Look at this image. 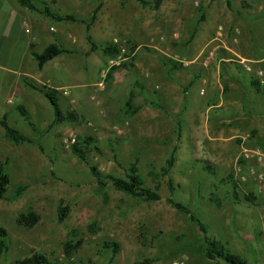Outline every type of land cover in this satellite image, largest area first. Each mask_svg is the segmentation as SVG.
I'll return each instance as SVG.
<instances>
[{"label": "rangeland", "instance_id": "1", "mask_svg": "<svg viewBox=\"0 0 264 264\" xmlns=\"http://www.w3.org/2000/svg\"><path fill=\"white\" fill-rule=\"evenodd\" d=\"M226 1H164L154 9L134 0H98L102 8L97 21L110 34L106 44L113 46L117 39L130 62L126 68L123 64L107 71L106 58L98 83L102 86L91 98L96 115L50 127L44 153L35 152L34 169L14 171L20 183L14 179L6 199L0 200V227L9 233V251L0 264L36 253L68 264H214L203 256L200 228L171 207L169 198L189 206L207 224L208 235L231 253L247 264H264V178L257 181L250 174L254 168L264 176V160L243 158L245 148L264 153L260 128L264 116L254 113L264 114V63L253 60L264 56V0H230L232 9ZM208 43L205 53L217 48L219 59L223 56L219 51L226 52L232 67L222 64L221 80L208 75V86H201L198 81L205 74L197 66L205 53L195 57ZM134 63L148 77L131 74L127 80L139 86L124 96L122 87L117 97L120 110L112 113L101 94L116 72L132 69ZM176 66L194 73L195 82L166 93L163 75L168 70L173 78ZM118 76L123 86L127 80ZM252 80L262 87L254 88ZM130 96L147 108L128 116L124 103ZM244 115H250L245 123ZM60 128L64 130L58 133ZM70 134L77 141L79 137L94 139L88 160L104 175L124 178L137 161L147 186L157 189L161 200L147 202L112 186L100 188L89 167L64 145ZM173 154L175 165L169 176H163ZM17 186L26 190L11 200ZM61 204L69 208L63 222L58 215ZM29 210L40 221L33 228L19 226L18 215ZM79 241L82 247L69 261L65 247ZM106 241L120 245L112 263L111 252L102 248Z\"/></svg>", "mask_w": 264, "mask_h": 264}, {"label": "crops", "instance_id": "2", "mask_svg": "<svg viewBox=\"0 0 264 264\" xmlns=\"http://www.w3.org/2000/svg\"><path fill=\"white\" fill-rule=\"evenodd\" d=\"M30 1L38 10H31L17 0H0V121L6 119L11 127L32 140V143L16 145L7 140L6 130L0 124V168L7 171L11 183H14V179L20 183L19 178H14V171L23 173L32 171L35 165V152L44 153V138L50 133V126L55 118L54 109L45 92L55 90L62 111L73 113L76 119L95 116L96 108L91 98L106 62V57L100 49L92 51L87 41L86 24L82 22H89V16L98 6V0ZM46 8L58 16H71L75 21L53 19L43 13L42 10ZM90 33L96 44H106L110 40L109 31L104 30L99 21L92 25ZM54 43L70 50L71 53L55 57L40 69L33 54L43 53ZM209 45L210 43L198 50L196 60L204 55ZM216 49L210 50L209 55L205 53V57L197 66L205 74L198 81L201 86H208L206 81L208 75H212V78L218 82L221 80L222 64H225L226 68L232 67L229 65L231 59L226 57L227 53L219 51L223 56L218 59ZM196 60L193 62L195 63ZM253 60L264 63V56ZM149 66L154 64L151 63ZM174 69L173 78L168 77V70H165L163 75L161 83L166 93L168 90L178 91L185 82L188 83L187 86L195 82V74L188 73L186 68L176 66ZM136 73L146 79L148 77L147 74H143L142 68L137 63H134L132 69L114 74V80L109 83L110 87L101 94L103 104L108 111L119 112L120 102L117 97L122 87L124 96L127 95L128 90L133 91L135 86H139L138 82L127 80L131 74L136 75ZM119 74L124 75L127 80L123 86L119 81ZM64 89L70 91L69 96L62 93ZM129 102L133 106L141 107V110L147 108L142 102L132 101L131 96L124 106L126 107ZM181 103L179 105L182 106ZM22 109L29 114L33 126L22 115ZM254 113L264 116L261 111ZM248 116L250 115L242 116L243 123L247 122ZM256 128H259V124ZM260 128L264 131V125ZM61 130L64 128L58 129L57 132ZM245 132L247 130H242L241 133ZM262 167L264 169V164Z\"/></svg>", "mask_w": 264, "mask_h": 264}, {"label": "trees", "instance_id": "3", "mask_svg": "<svg viewBox=\"0 0 264 264\" xmlns=\"http://www.w3.org/2000/svg\"><path fill=\"white\" fill-rule=\"evenodd\" d=\"M17 1L21 5L31 10H38L35 4H33L30 0H17ZM121 1L127 2L130 0H121ZM134 1L144 6H153L154 9H159L164 1H176V0H153L152 2L150 0H134ZM226 3L229 9L233 8L232 2L230 0H227ZM101 8H102V4H98L96 9L92 12L90 16L89 22L88 23L85 21L82 22L86 24L87 41L91 45L92 51L100 49L103 55L107 59H109L115 57L118 54L119 50L115 46H112L109 43L102 46L96 44L93 41L90 33L92 25L97 21V15L101 10ZM42 11L46 15L58 21H71V20L75 21V19L71 16H58L48 8ZM204 20H205V15L203 14L201 16V21ZM66 53H71V51L54 43L49 47H47L43 53L41 54L34 53L33 55L36 61L38 62L39 68L42 69L46 63H48L55 57ZM124 67L125 68L128 67L127 64H124ZM112 75L113 72L109 74L110 79L112 78ZM169 77H171L170 74ZM251 84L254 88L260 89V87H262L259 84V82L254 80H252ZM56 94L57 92L55 90H49L45 92L46 97L50 100L52 107L54 109L55 118L50 127L76 121V116L73 113L71 112L64 113L62 111L60 107L59 99L57 98ZM152 106L155 108L157 107L159 108L158 103L155 102H152ZM140 109L141 107L133 106L132 103H128L125 107V112L128 116H133ZM21 112L22 115L33 126L29 114L23 109L21 110ZM0 124L6 130V138L8 141L16 145L32 143V140L29 137L25 136L17 129L11 127L6 122V119L0 121ZM93 143H94V139L91 137H85V138L79 137L77 143L71 146L70 151L76 158H78L80 161H83L89 167L92 176L96 179V182L100 186V188L105 189L108 186H112L117 191H120L134 198L142 199L147 202H156L161 200V196L158 190L147 186L145 179L143 178V176L139 171V166L137 161L131 163V165L127 170L126 177L124 178L116 177L112 175H104L99 171V169L96 166L91 165L88 160V156L91 152V147L93 146ZM174 165H175V157L173 154L167 161L166 166L163 168L162 175L166 177L169 176ZM204 169L209 172L212 171V169L208 166H205ZM10 185H11V178L9 174L5 169L0 168V200L6 199ZM169 185H170V190L172 191L174 189L173 180L169 179ZM25 190H26V186H17L16 191L13 192L11 200H17L18 198H20ZM247 200L253 201L252 197H247ZM216 202H218V200H216ZM168 204L174 209H176L178 212L182 213L184 216H186L189 219L190 222L196 224L200 228V230L204 235L202 253L205 259L213 262L214 264H219L220 262H224L226 264H247V262L244 259L231 253L223 243L210 237L208 235L207 224L201 221L189 206L181 202H178L173 198L168 199ZM62 205L63 204H61L59 208V214H58L60 222H63L69 215V208L66 206L64 207ZM39 221H40V217L32 210H29L27 212H21L17 217V224L24 228H33L38 224ZM82 244L83 242L79 241L76 244L68 243L66 245L64 251L69 261H71V259L73 258L74 253L77 252L82 247ZM102 248L103 250L111 252V258H110L111 263L114 261V259L117 257V255L120 252V245L115 242L106 241L103 243ZM8 251H9V233L4 228L0 227V260ZM10 264H68V263L65 262L64 260H52L44 254L36 253L27 258H24L22 260H17L14 263H10Z\"/></svg>", "mask_w": 264, "mask_h": 264}, {"label": "built area", "instance_id": "4", "mask_svg": "<svg viewBox=\"0 0 264 264\" xmlns=\"http://www.w3.org/2000/svg\"><path fill=\"white\" fill-rule=\"evenodd\" d=\"M113 46H115L119 50V52L115 57L108 59L107 71L112 68L119 67L123 64H127L130 62V55L128 54L127 50H125V48L119 44V41L117 39L114 40ZM258 75L262 76L263 72H260ZM101 86L102 84H97L95 92L97 91V89H100L99 87ZM62 93H64L67 96L70 95V91L68 89L62 90ZM73 103L74 101H72V104ZM76 143H77V138L73 134H70L68 137L64 139V145L68 148ZM243 158L245 160L254 159L256 160L257 163H261L264 160V153L259 150L245 148L243 149ZM240 170L241 168H239V171ZM250 174L257 181H262L264 178L263 174L258 173L254 168L251 169ZM241 180L246 181L247 178L244 175H242Z\"/></svg>", "mask_w": 264, "mask_h": 264}]
</instances>
